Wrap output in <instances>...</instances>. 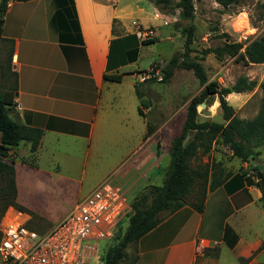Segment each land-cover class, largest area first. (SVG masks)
I'll return each mask as SVG.
<instances>
[{
    "label": "crops",
    "instance_id": "crops-1",
    "mask_svg": "<svg viewBox=\"0 0 264 264\" xmlns=\"http://www.w3.org/2000/svg\"><path fill=\"white\" fill-rule=\"evenodd\" d=\"M128 1L67 0L66 6L10 1L0 18V95L11 101L7 107L13 121L40 131L35 151L21 141L8 152L16 204L23 211H7L21 222L31 219L21 201L27 192L63 193L70 195L68 202L79 200L72 191L83 181L89 156L95 157L93 169H106L95 187L109 180L128 197L147 181L157 130L149 126L145 102L137 107L141 120L126 113L121 89L129 85L142 98L148 80L139 82L137 72L166 59V54L157 55L148 67H139V51L147 45L135 35L138 28L151 32L153 44L161 27H167L168 45L174 39L161 9L149 0ZM105 75L121 79L109 81ZM233 94L241 95L226 99ZM131 119L136 132L128 131ZM256 158L207 192L202 212L186 204L164 215L118 264H264L262 193L255 185L259 177L250 175L262 172Z\"/></svg>",
    "mask_w": 264,
    "mask_h": 264
},
{
    "label": "rangeland",
    "instance_id": "rangeland-1",
    "mask_svg": "<svg viewBox=\"0 0 264 264\" xmlns=\"http://www.w3.org/2000/svg\"><path fill=\"white\" fill-rule=\"evenodd\" d=\"M176 1L178 0H172L173 3ZM45 2L48 5H56L58 0H45ZM67 4L66 0L65 6ZM193 10L194 16L190 22L183 20L176 9L160 10L169 19L168 26L172 29L171 38L174 39V42L168 45L165 38L167 27H161V35L158 42L147 45L139 51V67L146 68L149 61L158 59L157 55L166 54V59H162L161 65H158L160 69L166 65L172 56L181 55L184 50V36L181 33V27L191 23L194 26V39L190 45L192 50L190 56L199 60L202 64L208 81H216L220 88L232 86L239 76H245L249 80L256 82V86L252 91L239 96L233 94L230 99H226L239 118H253L260 106L261 91L259 85L264 82V64L245 65L236 56L227 57L219 61L212 54H205L204 52L209 48L221 46L225 40L222 37L224 34L228 36L231 42L241 43L243 45L241 51H243L251 40L264 32V0H233L226 7L221 6L214 0H193ZM238 20L240 21L238 22ZM148 38L150 37H142L141 39L145 40ZM167 45L170 46L168 50L166 49ZM153 66L155 65L152 64L148 70ZM142 72H137V75ZM146 83L148 88L142 90L143 96L141 100L150 107L147 115L149 126L152 130L156 129L157 133L155 155L152 162L154 165L147 175V181L138 188L137 193L128 196V201L133 203L140 202L139 207H147L150 204L151 197L148 193L151 187L162 185L164 171L169 163L168 149L173 138L181 130L186 106L191 97L199 94L203 88L192 71L184 69H175L172 77L167 81L154 80ZM121 95L125 100L126 113L132 118H140L141 120L142 117L137 112L140 99L132 88L129 85H123ZM196 111L200 119L222 122V111L216 95L208 97L205 102L199 104L196 107ZM130 122L128 131L134 130L132 132H136L132 119ZM260 150L261 155L256 158V162H258V166L262 170L264 168V147H261ZM94 158L89 156L87 159L82 183L76 182L74 184L75 187L72 193L74 195L78 194L80 196L79 200L94 189L97 178L100 175H104L106 170L105 168L102 171L93 169L92 160ZM214 163L220 164L221 168L230 174L239 171L242 164L238 159L231 156V152L226 146L217 142L212 145L209 153L198 155L191 161L190 165L192 169L196 170L205 164L211 166ZM250 175L258 177L257 172H252ZM198 189L199 187L196 186L195 190ZM51 193L43 194L35 190L34 192L25 193L21 198L23 205L29 209L26 208L28 211L26 213L30 215L31 219L28 223H25L28 229L38 233L44 232V229L58 220L70 205H74L79 201L68 202L70 195L65 197L63 193H55L56 197H54ZM146 194V199L142 201V197ZM191 198L192 196H189V200ZM8 214L11 215L9 212ZM163 215L165 214H161V216ZM127 222L126 216L121 219L120 223L115 227L111 238L94 242L90 241L89 244L93 248L86 252L85 264H103L102 258L104 254L117 243L118 238L127 226Z\"/></svg>",
    "mask_w": 264,
    "mask_h": 264
},
{
    "label": "trees",
    "instance_id": "trees-1",
    "mask_svg": "<svg viewBox=\"0 0 264 264\" xmlns=\"http://www.w3.org/2000/svg\"><path fill=\"white\" fill-rule=\"evenodd\" d=\"M10 1L29 0H0V18ZM65 1L58 0V3L65 5ZM149 1L161 10L176 9L183 20L190 22L193 19V0H178L175 3L172 0ZM214 1L226 7L233 0ZM181 33L184 36L183 53L173 56L163 68H160L162 81L169 80L175 69H184L192 71L203 88L199 94L191 97L186 106L181 130L173 138L168 149L169 163L164 171L162 185L151 187L148 193L151 201L147 207H139L140 202H130L132 213L126 216L127 226L117 243L104 254L103 264H118L123 261L127 257V248L154 229L164 216L161 214H171L186 204L197 212L203 211L207 192H212L221 186L230 176V173L224 171L218 163L211 166L205 164L196 170L191 168V161L198 155L209 153L214 143L219 142L226 146L231 156L242 163L258 157L259 149L264 147V82L259 85L261 99L257 114L251 119L239 118L233 107L228 104L226 97L232 93L250 92L255 88L256 82L245 76H239L232 86L220 88L216 81H208L202 64L190 56L194 26L191 23L182 26ZM222 37L225 40L221 46L209 48L204 53L212 54L219 61L236 56L245 65L264 64V32L251 40L243 51H241L243 48L241 43L231 42L225 34ZM141 42L143 45H150L155 40L148 38ZM156 66L158 67V64ZM104 79L119 82L121 75H105ZM148 81L152 82L154 79ZM214 95L217 96L222 111V122L200 119L196 111L199 104ZM137 96L141 98L138 91ZM9 105L11 101H6L4 96L0 95V217L9 207L23 211V208L16 204L14 166L13 162L8 160V152L21 141L30 142V151L33 152L40 137L39 130L20 125L9 117L7 107ZM140 106L145 107L146 104L141 101ZM138 113L142 115L140 108ZM150 132L151 129L147 128V134ZM257 175L259 180L255 185L261 190L260 200L264 209V168L262 172L258 171ZM196 186L199 187L198 190H195ZM189 196H192L190 200ZM146 197L147 194L142 197V201Z\"/></svg>",
    "mask_w": 264,
    "mask_h": 264
},
{
    "label": "built area",
    "instance_id": "built-area-1",
    "mask_svg": "<svg viewBox=\"0 0 264 264\" xmlns=\"http://www.w3.org/2000/svg\"><path fill=\"white\" fill-rule=\"evenodd\" d=\"M137 38L150 37L138 28ZM162 80L159 66L138 74V81ZM132 213L123 190L105 180L48 231L28 229L8 211L0 221V264H85L90 241L111 238L115 227Z\"/></svg>",
    "mask_w": 264,
    "mask_h": 264
},
{
    "label": "water",
    "instance_id": "water-1",
    "mask_svg": "<svg viewBox=\"0 0 264 264\" xmlns=\"http://www.w3.org/2000/svg\"><path fill=\"white\" fill-rule=\"evenodd\" d=\"M0 26H1V20H0ZM0 148H1V146H0Z\"/></svg>",
    "mask_w": 264,
    "mask_h": 264
},
{
    "label": "bare ground",
    "instance_id": "bare-ground-1",
    "mask_svg": "<svg viewBox=\"0 0 264 264\" xmlns=\"http://www.w3.org/2000/svg\"><path fill=\"white\" fill-rule=\"evenodd\" d=\"M240 20H238V22H239Z\"/></svg>",
    "mask_w": 264,
    "mask_h": 264
}]
</instances>
